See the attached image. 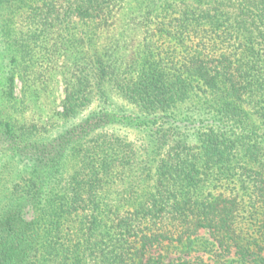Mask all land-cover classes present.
I'll list each match as a JSON object with an SVG mask.
<instances>
[{
    "label": "trees",
    "instance_id": "16d2710c",
    "mask_svg": "<svg viewBox=\"0 0 264 264\" xmlns=\"http://www.w3.org/2000/svg\"><path fill=\"white\" fill-rule=\"evenodd\" d=\"M206 254L264 264V0H0V264Z\"/></svg>",
    "mask_w": 264,
    "mask_h": 264
},
{
    "label": "rangeland",
    "instance_id": "374dc122",
    "mask_svg": "<svg viewBox=\"0 0 264 264\" xmlns=\"http://www.w3.org/2000/svg\"><path fill=\"white\" fill-rule=\"evenodd\" d=\"M20 90H21V84L18 83V88H17V93L18 94H20ZM49 105L51 107V100H50V104ZM52 107H53V98H52ZM130 136H131L130 138L132 140H136V141H138L140 139V137H141L140 135H138L135 132H131ZM203 234H205V233H203ZM203 256L206 258V261L208 262V264H213V262L209 259V256L207 254L206 255H203Z\"/></svg>",
    "mask_w": 264,
    "mask_h": 264
}]
</instances>
